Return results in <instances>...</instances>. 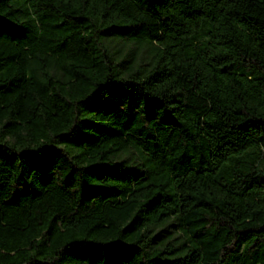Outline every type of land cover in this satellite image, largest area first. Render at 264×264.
Listing matches in <instances>:
<instances>
[{
  "label": "trees",
  "instance_id": "1",
  "mask_svg": "<svg viewBox=\"0 0 264 264\" xmlns=\"http://www.w3.org/2000/svg\"><path fill=\"white\" fill-rule=\"evenodd\" d=\"M0 264H264V0H0Z\"/></svg>",
  "mask_w": 264,
  "mask_h": 264
}]
</instances>
